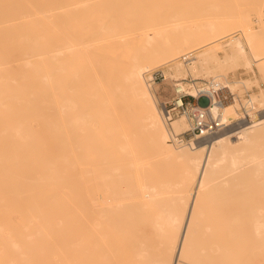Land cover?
<instances>
[{"label": "bare ground", "instance_id": "1", "mask_svg": "<svg viewBox=\"0 0 264 264\" xmlns=\"http://www.w3.org/2000/svg\"><path fill=\"white\" fill-rule=\"evenodd\" d=\"M115 1L0 0V264H248L247 249L264 250L262 197L251 210L209 202L248 172L264 177V147L254 145L264 115L207 143L173 146L146 76L187 55L167 77L212 75L241 60L264 68L249 16L262 18L264 0H202L193 16L134 11L124 27L94 22L76 42V14ZM229 37L220 58L218 42ZM235 112L221 110L225 119Z\"/></svg>", "mask_w": 264, "mask_h": 264}, {"label": "rangeland", "instance_id": "2", "mask_svg": "<svg viewBox=\"0 0 264 264\" xmlns=\"http://www.w3.org/2000/svg\"><path fill=\"white\" fill-rule=\"evenodd\" d=\"M59 1L64 4L67 2L72 3L76 0H59ZM130 1L131 0H119V1L117 0L115 1L116 3L108 2L107 3L108 5L107 4L102 5V7H104L103 10H100L99 12L92 14V15L84 11L78 12V14H76V16L73 18L76 20L71 21L69 23L70 24L69 27L71 28V36L75 37L76 42L82 43L83 41L88 39L90 35H93L95 33V31H93L94 22L99 23V21L101 20L107 21V23L110 25H113L114 23L118 25V27H124L126 19L130 18L131 12H134V11H137V14H141L147 9L159 7L163 11H167V10H171V11L177 10L179 12L187 11L189 12L190 16H193L195 15L194 12L196 11V9L203 8L206 5V2L202 0H141L143 1V3L141 2L139 4H130ZM220 1H221V4H224V6L225 5L230 6V5L235 4L234 2L235 0H220ZM113 4L115 5L118 4V5L115 6ZM80 13H82L81 16H80ZM249 16L253 23L252 25L253 29L258 32L260 31V39L259 41H257L256 47H258L259 49H263L264 48V15H262L263 21H261L262 18L261 17L259 18L257 11L249 9ZM229 41H230V37L218 42V45L220 46L218 50V55L220 58H224L225 54L230 51V47H228L227 45ZM222 49L225 51H223ZM247 51H248V57L251 58V54L249 50ZM199 53L200 51H197L194 55H197ZM180 62H183L181 58L175 61L174 63L167 64V65L161 66L156 69H160L161 71H163L165 75H167L166 72L170 68H173L171 72L174 73L175 65L179 64ZM240 64L237 68H230L226 70L214 71L212 75H207L204 72L202 73L200 72L197 74H193V73L188 74L187 77L188 78L193 77L199 80H206V81H211L212 79H215L214 77H217V80L222 81L224 84L226 83L230 86H233L232 88L230 87L231 89L240 90L241 92L243 91V86L246 85L245 87L251 91L254 97V100L256 101V104L258 105V108L263 109L264 106H262L261 103L264 102L263 100L264 99V68L262 67V65H259L257 63H252L251 66H245L242 60ZM210 67L213 68L214 64H211ZM200 71L202 70L200 69ZM167 78L168 80L160 83V85L156 89L157 91V98L155 97L156 102L157 100L158 101L169 100L173 95V91H172L170 81H169L170 78L169 77ZM258 95L259 97H257ZM185 102L194 103L195 100L192 98H186ZM134 112H136V110ZM236 115H237V112L232 113L229 116L236 117ZM179 119L180 118L176 120H179ZM239 129L240 128L238 127H232L228 131L230 134H232V133L238 132ZM256 143H258V145ZM256 143L254 144L256 147H259V148L264 147V138L263 140L260 139ZM254 179L256 178L254 177L253 173L248 172L247 174L239 177L236 181L232 182L231 183L232 185L229 184L228 186L230 189H223V187H221L218 191H216L215 195L211 199L212 201L210 200L209 203L215 206L221 205L222 207H225L228 205H239V206H242L243 208L246 207L247 210H251L255 201L258 199H261L262 197V200H260L259 202L264 207V202H263L264 201V182H263L264 177H260V179L257 178L256 179L257 181ZM252 182L253 184H251ZM242 184H244V186ZM247 184H250V185L248 186ZM228 186H226L225 188H228ZM246 186L248 187L246 188ZM245 189H248V190H245ZM242 203L244 205H241ZM248 208H251V209H248ZM263 253H264V250L251 249V248L247 249L246 258H247L248 264H254V263L264 264V254Z\"/></svg>", "mask_w": 264, "mask_h": 264}, {"label": "built area", "instance_id": "3", "mask_svg": "<svg viewBox=\"0 0 264 264\" xmlns=\"http://www.w3.org/2000/svg\"><path fill=\"white\" fill-rule=\"evenodd\" d=\"M190 55L184 56L182 61L191 62ZM167 76L160 69L152 70L146 76L148 88L157 98V87L167 81ZM173 95L169 100L158 101L161 119L169 132V143L173 146L194 147L207 143L232 127L243 128L251 125L264 115V108L259 109L250 90L243 86V91L232 90L222 81L199 80L193 77L183 79H169ZM209 100L208 106H201V98ZM192 98L194 103L185 102ZM230 104L237 105L236 117H223L221 110ZM184 118L188 128L176 133L172 123L175 119Z\"/></svg>", "mask_w": 264, "mask_h": 264}, {"label": "water", "instance_id": "4", "mask_svg": "<svg viewBox=\"0 0 264 264\" xmlns=\"http://www.w3.org/2000/svg\"><path fill=\"white\" fill-rule=\"evenodd\" d=\"M199 104L203 107L208 106L209 100L207 98L203 97L200 99Z\"/></svg>", "mask_w": 264, "mask_h": 264}]
</instances>
